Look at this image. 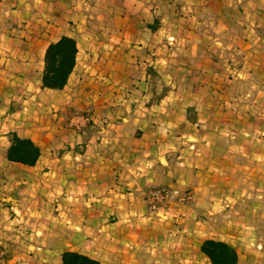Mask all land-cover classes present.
I'll return each mask as SVG.
<instances>
[{
	"label": "crops",
	"instance_id": "obj_1",
	"mask_svg": "<svg viewBox=\"0 0 264 264\" xmlns=\"http://www.w3.org/2000/svg\"><path fill=\"white\" fill-rule=\"evenodd\" d=\"M167 2L0 0V264H213L208 238L264 264V0ZM65 34L75 69L43 88ZM13 131L40 145L35 165L8 159ZM160 186L194 198L158 217Z\"/></svg>",
	"mask_w": 264,
	"mask_h": 264
},
{
	"label": "trees",
	"instance_id": "obj_2",
	"mask_svg": "<svg viewBox=\"0 0 264 264\" xmlns=\"http://www.w3.org/2000/svg\"><path fill=\"white\" fill-rule=\"evenodd\" d=\"M78 53V41L73 36L65 34L51 42L44 55L42 87L55 90L63 89L75 69ZM9 137L8 159L35 165L41 155L40 145L31 138L20 136L15 131L11 132ZM201 251L213 264L239 263V254L236 248L223 240L205 239L201 244ZM62 262L63 264H100L97 259L75 250L64 251Z\"/></svg>",
	"mask_w": 264,
	"mask_h": 264
},
{
	"label": "rangeland",
	"instance_id": "obj_3",
	"mask_svg": "<svg viewBox=\"0 0 264 264\" xmlns=\"http://www.w3.org/2000/svg\"><path fill=\"white\" fill-rule=\"evenodd\" d=\"M168 4H171V6H168L167 7V14H170V15H175V14H173V10H172V8H175V9H180V7H179V0H168V2H167ZM207 7V6H206ZM208 8V7H207ZM215 8L217 9V11L218 10H220V8H221V5L220 4H216V6H215ZM174 12H176V10L174 11ZM204 18H207V15H205L204 16ZM208 27V26H207ZM166 89L167 90H170V87H166ZM80 113V112H79ZM76 114L75 116L76 117H74V119L71 121L72 122V125L75 127H84V126H87L90 122H91V115H90V113L88 114V113H85V111L84 112H82L81 111V113H84V114ZM79 116H80V118H79ZM85 116H89L90 117V120H88V121H86V119H84V117ZM156 188V187H155ZM152 189H154V188H152ZM152 189H150V190H152ZM179 189V188H178ZM150 190L148 191V193L150 192ZM182 193H184V194H186V193H190V195H191V198H189L188 199V201H184V202H180V201H173V202H171L170 203V210H168V211H166V212H160L161 213V215H157L158 217H161V218H165L164 216H166V215H168L170 212H173L174 211V207L176 206L177 207V205H182V204H190V202L193 200V198H194V193H193V191H192V189H183V190H181V189H179ZM148 200V199H147ZM222 204L225 206V204H224V202L222 201ZM148 205H149V208H150V204L148 203ZM236 205H237V203H236ZM230 207H226V210H228ZM159 212V211H158ZM227 216V217H226ZM226 216H224L223 217V215L222 214H216V216H214V219H213V223H215V224H221L222 222H223V220H225V219H228V218H230V219H232V220H234L235 218H237V216L238 215H236L234 212H231V213H227V215ZM253 250L251 251V257H250V261H251V263H249V264H259V262L257 261V260H259V258L257 257V252L255 251V250H257V247H251ZM262 262H264V257H263V261ZM261 262V263H262ZM179 264H181V263H179ZM183 264H192V263H190V262H188V263H183ZM200 264H205V263H200Z\"/></svg>",
	"mask_w": 264,
	"mask_h": 264
},
{
	"label": "built area",
	"instance_id": "obj_4",
	"mask_svg": "<svg viewBox=\"0 0 264 264\" xmlns=\"http://www.w3.org/2000/svg\"><path fill=\"white\" fill-rule=\"evenodd\" d=\"M86 121L90 120L85 116ZM191 198L190 193H182L178 188L171 186L156 187L147 194L148 203L152 212H166L170 210V203L173 201H188Z\"/></svg>",
	"mask_w": 264,
	"mask_h": 264
}]
</instances>
